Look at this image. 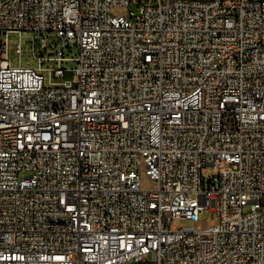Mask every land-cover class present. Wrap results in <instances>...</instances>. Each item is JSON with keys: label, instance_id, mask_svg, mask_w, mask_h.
I'll use <instances>...</instances> for the list:
<instances>
[{"label": "built area", "instance_id": "obj_1", "mask_svg": "<svg viewBox=\"0 0 264 264\" xmlns=\"http://www.w3.org/2000/svg\"><path fill=\"white\" fill-rule=\"evenodd\" d=\"M0 264H264V0H0Z\"/></svg>", "mask_w": 264, "mask_h": 264}, {"label": "rangeland", "instance_id": "obj_2", "mask_svg": "<svg viewBox=\"0 0 264 264\" xmlns=\"http://www.w3.org/2000/svg\"><path fill=\"white\" fill-rule=\"evenodd\" d=\"M136 10V8H134ZM115 12L117 13H125L126 10L124 9H117ZM37 37V50L39 52L40 45L43 43V38L47 37L48 42L50 45H53L54 43H57L59 40L56 36L54 35H49L48 33H35V32H12L8 34V52H9V57L12 61V65L17 66L21 63L24 66H38V60L37 58L33 55V48H32V43H33V38ZM22 43L23 46V54L22 57L20 58V55L16 52V49L18 45ZM77 53V50H74L73 53H70V57L75 56ZM68 71L66 73V79L72 80L74 77V73L72 69L76 66L74 61H68L65 62L63 65ZM215 172L213 167H208L206 173L204 174V178L206 182L210 180V178L215 177ZM142 186L144 189H152L155 188V183H153L143 172L142 175ZM213 209H207L204 210L201 213L200 220L197 223H191L187 220H182V219H177L174 220L173 225L182 228L190 225H195L199 226L201 228H208L211 226L212 222H215L218 220V214L214 211Z\"/></svg>", "mask_w": 264, "mask_h": 264}]
</instances>
